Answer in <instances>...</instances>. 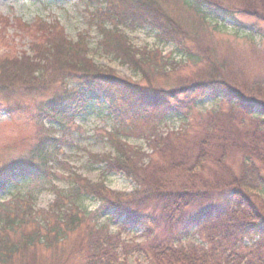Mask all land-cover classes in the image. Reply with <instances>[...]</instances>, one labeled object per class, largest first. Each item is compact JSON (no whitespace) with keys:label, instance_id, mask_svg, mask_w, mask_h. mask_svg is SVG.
I'll return each mask as SVG.
<instances>
[{"label":"trees","instance_id":"obj_1","mask_svg":"<svg viewBox=\"0 0 264 264\" xmlns=\"http://www.w3.org/2000/svg\"><path fill=\"white\" fill-rule=\"evenodd\" d=\"M182 1L203 19L226 20L233 15L225 0ZM99 3L106 5L105 9L95 10L99 12L96 25L102 32L100 46L105 53L146 79L149 71L165 73V60L155 51L144 50L137 55L122 29L147 25L158 32L159 42L176 45L182 65L186 59L195 63L197 79L181 83L175 89H164L152 87L147 80L148 84H141L118 78L112 70L90 59L85 38L74 41L64 32L51 34L52 38L44 36L43 40L52 44L41 46L35 55L0 54V97L7 103L16 95L21 97V102H13L8 110L24 108L23 99L28 97L37 113L41 111L42 132H46L47 120L54 124L47 128L45 137L38 136L36 140L40 141L29 150L27 161L1 166L0 200L1 194H9L20 181L44 177V170L60 151V140L55 136L57 129L65 130L76 115L87 112L97 99L108 104V110H104L115 118L118 126L105 134L112 151L93 154L91 158L104 165L103 176L122 173L135 182L136 188L132 192L115 191L104 180L95 183L74 174L77 180L71 181L68 187L72 201L66 206L58 201L50 208L58 215L55 226H45L46 239L53 236L50 244L62 236L65 238L64 233L82 232L83 221H93L78 204L93 199L100 203L96 215L117 223L124 231L140 226L156 234L162 224L159 230L163 237L158 235L148 243L135 244L133 252L145 253L149 259L147 264H264V210L253 198L256 194L264 197V108L254 110L255 101L246 98L249 94L245 97L235 93L231 74L213 61L209 47L203 48L197 40L184 36L182 27L160 1L99 0ZM171 66H175L172 70L179 69L180 63L173 59ZM45 71L51 73V79ZM47 93L51 94L39 102L38 96ZM181 98L183 103L192 106L220 98L235 116L211 114L208 125L194 133L189 131L188 123L167 134L158 131L169 118L186 119L176 104L182 102ZM120 101L124 104L119 105ZM249 120L256 124L248 128L246 137L234 132ZM142 121L147 128L140 125ZM229 121L234 124H228ZM129 135L144 136L146 148L130 144ZM232 142L235 145L231 146ZM235 154L240 162L238 173L229 164ZM22 215L20 211L14 221L4 223L18 225ZM194 227L204 235L206 245L184 244ZM103 230L104 226L96 222L87 224L86 232L91 231L90 255L83 253L85 242L81 238L72 258L81 264H117L120 240L117 244ZM96 231L100 232L93 236ZM144 233L149 234L147 230ZM256 237H259L257 248L242 254L240 241ZM36 241L33 236L17 244L7 236L3 239L0 232V262L15 264L17 255L22 259L20 264H38L28 258L27 252L39 244Z\"/></svg>","mask_w":264,"mask_h":264},{"label":"rangeland","instance_id":"obj_2","mask_svg":"<svg viewBox=\"0 0 264 264\" xmlns=\"http://www.w3.org/2000/svg\"><path fill=\"white\" fill-rule=\"evenodd\" d=\"M93 1L0 0V54L7 52L12 55H35L37 50L42 48L41 46L49 47L52 44L48 40H43L44 36L52 38L59 32H64L68 38L74 41L80 37L85 38L89 47L88 56L90 59L95 64L112 70L118 78H127L141 84H148L147 81H150L152 87L164 89H175L181 83H189L197 79L195 63L188 62L186 59L182 65L181 56L176 53V45L168 41L160 43L156 37L157 31L147 25H142L143 27L139 29H134V25L124 26L122 29L128 44L133 47L137 55L144 50L155 51L165 60V73L154 74L152 72L153 74H151L149 71L146 79L141 77L140 73L134 74L127 65H123L120 60L105 53L100 46L103 39L102 32L96 25L99 20L97 17L99 12L95 10L105 9L106 5L99 3V0L93 4ZM158 1L182 27L184 36H190L191 39L197 40L203 45V48L209 47L213 61L218 67L221 66L226 73L231 74L230 82L236 94L245 95V97L249 94L250 96L246 97L247 100L259 102L264 106V1L249 0L244 3L239 0H225L228 6L233 9L232 17L226 20L214 19V17L203 19L188 8L182 0ZM18 18L21 19L22 25H20V20H17ZM173 59L180 63L179 69L172 70L175 67L171 66ZM45 72L51 79V73ZM36 76L39 77L38 73ZM49 94L51 93L38 96L39 102H44ZM14 98L7 103L3 96L0 97V168L15 161H27L29 150L40 141L36 140L38 136L43 138L47 134L48 127H46V132L45 130L42 132L41 111L37 113L33 102L28 97L23 99L24 108L8 110L9 106L14 105L13 102H21L20 95H16ZM181 101L176 104L180 106L182 115L186 119L169 118L164 123L162 122L158 131L167 134L172 130L181 129L188 123L191 126L189 131L194 133L208 125V118L213 113L227 118L235 116L229 110L230 106L227 102L220 98H210L202 103L198 102L195 106L183 103V98ZM119 103V105L124 104L123 101ZM91 106L86 114L76 118L75 124L67 125L65 130H57L55 133V136L60 140V151L49 164L48 169L44 170L43 178L36 181H20L16 187L10 189L9 194H1V235L3 239L7 236L17 244L36 236V242L39 244L27 250L28 258L36 261L33 263L81 264L72 258L74 250L78 249L79 241L82 238L85 242L83 253L90 255L91 231L86 232L87 224L93 225L96 222L104 226L103 231L111 234L110 237L117 244L120 240L116 254L118 263L126 261L129 264H147L149 259L145 253L133 252L135 244L148 243L158 235L163 237L159 230L162 224L156 234L150 229L140 226L124 231L119 228L117 223H111L105 217L100 218L96 215L100 203L93 199H85L78 203L93 218V221L88 219L87 223L83 221L82 232L64 233L66 237H60V240L55 244H50L53 241V236L46 239L45 226H55L58 217L50 209L51 206L58 201L62 206H66L72 201L68 194V187L71 181L77 180L74 174L95 183L104 180L106 185L115 191L132 192L136 188L135 182L126 178L122 173L103 176L104 165L96 163L91 158L92 154H104L112 151L105 134L107 136L113 127L118 126L115 118L110 116L97 100H94ZM234 121L237 123V120ZM48 122V126H51ZM141 123L143 128H147L145 122ZM228 124L233 125L234 123L229 121ZM254 124H256L254 120L252 122L249 120L245 126L235 129L240 133L234 132L239 136L246 137L248 128H253ZM137 134L142 133L137 132ZM129 136L130 144L146 148L143 135H140L143 138ZM233 140L241 139L234 138ZM230 145L233 146L235 143L232 142ZM236 157L237 154L233 155L229 164L238 173L240 162H237L238 158ZM253 198L264 210L263 195L256 194L253 195ZM20 211L23 215L18 218L17 224L20 221L18 225L4 223L6 220L14 221ZM62 227H64V223ZM145 230L149 234H145ZM98 232L100 231H96L93 236H96ZM258 240L259 237L245 238L240 241L241 245L239 246L242 254H248L255 250ZM184 244L206 245L204 235L198 233L197 227L193 228ZM253 257L256 258L254 255ZM13 262L20 264L22 259L15 255ZM0 264L2 263L0 262Z\"/></svg>","mask_w":264,"mask_h":264}]
</instances>
